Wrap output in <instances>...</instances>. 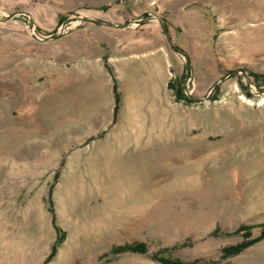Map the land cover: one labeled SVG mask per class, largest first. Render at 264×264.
<instances>
[{"label": "rangeland", "instance_id": "rangeland-1", "mask_svg": "<svg viewBox=\"0 0 264 264\" xmlns=\"http://www.w3.org/2000/svg\"><path fill=\"white\" fill-rule=\"evenodd\" d=\"M263 223L264 0H0V264H264L222 257Z\"/></svg>", "mask_w": 264, "mask_h": 264}, {"label": "trees", "instance_id": "trees-1", "mask_svg": "<svg viewBox=\"0 0 264 264\" xmlns=\"http://www.w3.org/2000/svg\"><path fill=\"white\" fill-rule=\"evenodd\" d=\"M170 86L172 89H174L176 87L173 83ZM114 94H115V102H116L115 113H117L118 108H119V104H120L121 96H120V93L118 92V88H117L116 84L114 85ZM176 95L179 98H181L182 96H185V94L183 92V88L178 86V85H177ZM258 227H260L262 229V233L260 234L259 237L254 238V239L253 238L251 239V237H252L251 230L254 228L253 226L243 225L237 231H235L234 233H231L230 235H237V234H240L242 232H245L244 237H245L246 241H244L241 244L235 245V246L225 247L222 250V257L228 258V257L236 256V255L240 254L241 252H243L248 247L252 246L253 244L264 240V223L259 225ZM57 230H58L60 236L57 238V240H56V242L52 248V252H51L49 258L46 260L45 264H47V262L50 259H52L56 256L58 248L60 247V245L65 240L64 232L60 228H58ZM122 248H123L122 252L130 251V252L141 253V254H146L148 252L147 246L143 243H136L134 245H127L125 247H121V249ZM154 259L157 260L161 264H188V263H183L179 260L178 261L172 260L169 257V254L167 251L156 253L154 255Z\"/></svg>", "mask_w": 264, "mask_h": 264}, {"label": "water", "instance_id": "water-1", "mask_svg": "<svg viewBox=\"0 0 264 264\" xmlns=\"http://www.w3.org/2000/svg\"><path fill=\"white\" fill-rule=\"evenodd\" d=\"M80 20H85V21H92L91 19H83V18H80ZM71 22V20H66L65 21V25L69 24ZM30 23L32 24V22L30 21ZM164 28H165V25H164ZM165 31H166V28H165ZM54 37H50V39H53Z\"/></svg>", "mask_w": 264, "mask_h": 264}, {"label": "crops", "instance_id": "crops-1", "mask_svg": "<svg viewBox=\"0 0 264 264\" xmlns=\"http://www.w3.org/2000/svg\"><path fill=\"white\" fill-rule=\"evenodd\" d=\"M114 87V86H113ZM117 88H118V86H117ZM114 90V89H113ZM118 92H119V89H118ZM120 93V92H119ZM113 94H114V91H113ZM120 96H121V94H120ZM114 101H115V94H114ZM115 106H116V102H115ZM115 106H114V109H115ZM120 106H121V99H120V104H119V109H118V111H120ZM114 113H115V110H114Z\"/></svg>", "mask_w": 264, "mask_h": 264}]
</instances>
